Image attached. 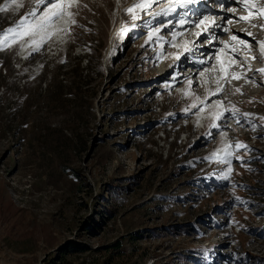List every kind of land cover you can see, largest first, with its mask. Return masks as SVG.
<instances>
[{
	"label": "rangeland",
	"instance_id": "1",
	"mask_svg": "<svg viewBox=\"0 0 264 264\" xmlns=\"http://www.w3.org/2000/svg\"><path fill=\"white\" fill-rule=\"evenodd\" d=\"M74 1L0 0V264H264V64L180 77L161 0Z\"/></svg>",
	"mask_w": 264,
	"mask_h": 264
},
{
	"label": "bare ground",
	"instance_id": "2",
	"mask_svg": "<svg viewBox=\"0 0 264 264\" xmlns=\"http://www.w3.org/2000/svg\"><path fill=\"white\" fill-rule=\"evenodd\" d=\"M74 2H76V0L74 1ZM59 5H61V4H59ZM118 6V8H117V11H120V6L119 5H117ZM58 8V7H57ZM60 8V7H59ZM57 10V9H56ZM230 23V22H229ZM231 26L233 27V29L234 30H240V29H242L243 28V24H240V23H238V22H235V23H231ZM250 29L253 31V30H255L256 29V27H254V26H251L250 27ZM256 32V31H255ZM256 33H258V32H256ZM236 34L238 35V36H240V37H242L243 35L242 34H239V33H237L236 32ZM193 36V35H192ZM229 38V39H228ZM223 39H225V40H227V42H228V44L230 45V43H231V40H230V36H228V37H226V36H224V37H222L221 38V40H223ZM251 41H257V39L255 40V39H251ZM192 42V38L189 40V42L187 43V45L188 44H190ZM196 41H194V43H195ZM193 43V44H194ZM258 43V42H257ZM258 45L259 46H261L259 43H258ZM184 47V46H183ZM257 46L255 45V48H256ZM223 52V48H221V50H218V52H217V55H216V57H215V55L214 56H212V55H210L209 56V59H207V60H204V63H208V62H210V65L208 66V70L209 69H212V73L214 74V75H219L220 77H221V75H220V67H227V66H225V64H226V61H225V58L226 57H228V56H223V55H220L221 53ZM228 55H230L229 53H228ZM256 55H259L260 56V54L259 53H257ZM202 57L203 56H205V53L204 54H202L201 55ZM245 56V55H244ZM219 58H220V60L223 62V65L224 66H222L221 64H220V61H219ZM248 60V59H247ZM253 61H255V60H253ZM259 66L260 65H263L264 64V59L262 58V57H260L259 58ZM180 62H182V61H180ZM175 62H173L172 63V66L171 67H174V64ZM203 62H201L200 64H202ZM193 68V67H192ZM191 68V69H192ZM243 68V67H242ZM190 69V70H191ZM230 69H231V71H233V73H232V76H239V75H241L243 72H245V71H248V69L246 68V66H245V68H244V70L242 71L241 69H238L237 68V66H236V68L234 69V66H231L230 67ZM262 69H264V67L262 68ZM261 68H252V69H249V70H253L254 72H256V73H253V74H257L258 72H261L260 74L264 77V73H262V71H260V70H262ZM179 71H178V73H177V75H179L180 77L181 76H183L184 75V73L182 74V73H180V71H182V70H184L183 68H182V66L180 65L179 66V69H178ZM189 70V71H190ZM188 71V72H189ZM187 73V72H186ZM192 73H193V76H194V73H195V71H191L190 72V74H188V76H191L192 75ZM228 74V73H227ZM187 76V77H188ZM206 76H207V73H205V72H203V73H201L200 74V78L199 79H197L199 82V86H203L206 82H207V84H209V82H210V79L208 80V78L206 79ZM192 78V77H191ZM191 78H189L190 80H192ZM230 78V77H229ZM184 78H182V80H183ZM221 80H222V77H221ZM223 81V80H222ZM221 81V82H222ZM251 81V80H250ZM255 81V80H254ZM192 82V81H191ZM194 82V81H193ZM204 88H206V85H204ZM202 89V88H201ZM211 89L214 91V90H218V89H216L215 87H211ZM202 91V90H201ZM221 92H222V90H220ZM202 92H204V91H202ZM222 94H223V92H222ZM206 96H208L209 94H205ZM208 107V102H207V105H206V108ZM224 113V115H226L227 113L223 110H221V112L220 113ZM248 116V115H247Z\"/></svg>",
	"mask_w": 264,
	"mask_h": 264
},
{
	"label": "snow or ice",
	"instance_id": "3",
	"mask_svg": "<svg viewBox=\"0 0 264 264\" xmlns=\"http://www.w3.org/2000/svg\"><path fill=\"white\" fill-rule=\"evenodd\" d=\"M49 2H50V0H49ZM54 7H59V5H54ZM138 7H139V5H138ZM128 11H129V12H132L133 9H132V8H129ZM45 16L47 17V14H45ZM134 18H135V17H134ZM241 19H244V18H241ZM201 23H204V22L201 21ZM23 26H24V25H21V27H23ZM36 27H41V28H42V27H43V24H42V23L37 24ZM10 31L13 32V33H16V30H15V29H12V30H10ZM17 34H19V33H17ZM234 38H235V37H234ZM33 42L35 43V41H33ZM261 47H262V49H264V44H262ZM260 71H264V69H262V70H260ZM236 147H237V148H240V147H243V146L238 144V145H236Z\"/></svg>",
	"mask_w": 264,
	"mask_h": 264
}]
</instances>
